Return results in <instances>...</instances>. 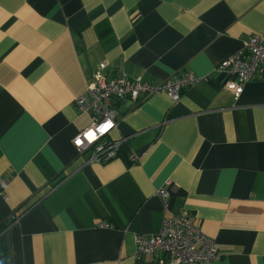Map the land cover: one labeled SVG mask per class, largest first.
<instances>
[{
	"label": "crops",
	"instance_id": "crops-1",
	"mask_svg": "<svg viewBox=\"0 0 264 264\" xmlns=\"http://www.w3.org/2000/svg\"><path fill=\"white\" fill-rule=\"evenodd\" d=\"M262 33L264 0H0V224L33 204L3 235L8 264H158L135 237L181 211L213 264H264V66L240 95L219 69ZM101 63L197 81L113 102L117 155L92 162L73 140L95 114L75 101Z\"/></svg>",
	"mask_w": 264,
	"mask_h": 264
},
{
	"label": "built area",
	"instance_id": "built-area-1",
	"mask_svg": "<svg viewBox=\"0 0 264 264\" xmlns=\"http://www.w3.org/2000/svg\"><path fill=\"white\" fill-rule=\"evenodd\" d=\"M261 65L264 66L263 33L251 37L244 50L224 60L219 69L237 77L227 83V88L240 95L244 91V84ZM106 68V63L99 65L92 85L75 101L78 107L95 114L92 124L73 140L79 152L92 150V162H104L117 155L120 141L109 139L112 130L117 127L119 116L113 102L126 99L137 102L158 93H166L177 102L182 92L197 81L196 76L190 73L174 75L157 85L130 80L121 71L115 79L108 80ZM158 194L162 198L168 197L164 188ZM134 257L137 261L148 259L158 264H213L218 254L215 241L196 228L190 217L181 211L164 219L162 226L153 234H138L135 237Z\"/></svg>",
	"mask_w": 264,
	"mask_h": 264
},
{
	"label": "trees",
	"instance_id": "trees-1",
	"mask_svg": "<svg viewBox=\"0 0 264 264\" xmlns=\"http://www.w3.org/2000/svg\"><path fill=\"white\" fill-rule=\"evenodd\" d=\"M131 80V79H130ZM166 94V93H163ZM33 204H27L24 203L21 206H19L17 209H15L11 216L6 219L4 222L0 224V264H8L7 262V256H6V249L5 245L3 243V235L4 233L11 228L16 221L21 218L25 212L32 207Z\"/></svg>",
	"mask_w": 264,
	"mask_h": 264
},
{
	"label": "clouds",
	"instance_id": "clouds-1",
	"mask_svg": "<svg viewBox=\"0 0 264 264\" xmlns=\"http://www.w3.org/2000/svg\"><path fill=\"white\" fill-rule=\"evenodd\" d=\"M23 216H24V215H23ZM23 216H22V217H23ZM22 217H21V218H22ZM21 218H19L18 220H20ZM18 220H17L16 222H18Z\"/></svg>",
	"mask_w": 264,
	"mask_h": 264
},
{
	"label": "bare ground",
	"instance_id": "bare-ground-1",
	"mask_svg": "<svg viewBox=\"0 0 264 264\" xmlns=\"http://www.w3.org/2000/svg\"><path fill=\"white\" fill-rule=\"evenodd\" d=\"M83 132H85V131H83Z\"/></svg>",
	"mask_w": 264,
	"mask_h": 264
}]
</instances>
